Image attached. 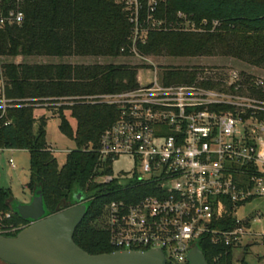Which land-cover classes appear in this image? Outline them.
Wrapping results in <instances>:
<instances>
[{
  "label": "built area",
  "instance_id": "1",
  "mask_svg": "<svg viewBox=\"0 0 264 264\" xmlns=\"http://www.w3.org/2000/svg\"><path fill=\"white\" fill-rule=\"evenodd\" d=\"M7 1L12 7L2 11L0 6V29L23 20L22 0ZM160 1L146 0L147 12ZM121 2L131 24L129 57L143 58L137 45L146 41L149 27L140 19L142 4ZM175 19L167 24L153 20L151 27L198 32L205 24L188 20L181 11H176ZM216 25L213 22L212 30ZM148 71L150 75L134 89L43 100L7 97L0 75V126L10 123L9 110L25 106L47 109L87 102L115 107L116 120L103 129L96 148H87L109 169L93 181L119 186L109 191L116 197L104 204L100 218L110 246L157 249L165 264H188V252L206 239L233 252L240 239L251 234L250 219L234 215L242 205L237 203L264 196V99L256 93L264 89V80L238 70L205 68L192 83H167L162 71L155 67ZM6 150L0 147V153ZM121 158L129 159L132 168L114 175L113 164ZM7 163L15 168L11 157ZM92 199L90 194L83 202ZM226 202L232 204L235 224L219 229L214 220ZM12 214L0 212V234L22 228L4 223ZM261 237L264 244V234Z\"/></svg>",
  "mask_w": 264,
  "mask_h": 264
},
{
  "label": "trees",
  "instance_id": "2",
  "mask_svg": "<svg viewBox=\"0 0 264 264\" xmlns=\"http://www.w3.org/2000/svg\"><path fill=\"white\" fill-rule=\"evenodd\" d=\"M139 1L140 19L149 27L146 41L137 45L140 56H224L264 66V0H163L151 13L147 12L146 0ZM0 6L6 11L12 2L1 0ZM20 9L22 22L0 29V56L115 59L131 55V24L121 0H22ZM176 11L197 24L205 21L202 30H164L163 26L152 29L153 20L164 24L175 22ZM213 22L217 25L212 30ZM141 67L112 62L88 65L8 62L0 65V75L5 80L7 97L43 100L134 89L139 85L137 75ZM199 71L202 69L198 67H168L162 70V75L167 83H192ZM256 93L264 99V89ZM47 109L59 118L60 132L75 143L62 164L46 142L47 119L44 115L37 116L33 106L9 110L10 123L0 126V147L29 152L30 181L26 188L31 196L42 198L45 215L74 205L78 194L82 197L93 194L94 199L86 202V214L73 240L89 254L114 251L100 218L104 204L116 197L109 191L119 186L93 181L96 175L109 169L101 165L94 150L87 148H96L101 132L116 120L118 111L110 105L87 102ZM8 210H12L11 193L0 187V212ZM4 223L23 227L29 220L13 213ZM234 224L232 204L226 202L214 226L225 229ZM199 246L208 264H232V248L212 244L209 239Z\"/></svg>",
  "mask_w": 264,
  "mask_h": 264
},
{
  "label": "rangeland",
  "instance_id": "3",
  "mask_svg": "<svg viewBox=\"0 0 264 264\" xmlns=\"http://www.w3.org/2000/svg\"><path fill=\"white\" fill-rule=\"evenodd\" d=\"M70 63V64H94V63H127L131 65L142 66L138 70V81L143 83L150 75L152 69L157 68L158 71L165 70L168 67H198L200 69H217L222 72L230 70H238L259 77L264 80V66L251 65L245 61L224 56L211 57H171L167 55H149L143 58L139 57H118L115 59L104 57H4L0 56V65L3 63ZM151 65V66H150ZM37 116L44 115L47 119L46 123V142L50 145L53 154L57 158L59 164L64 162L68 151L75 148V143L64 136L58 129L59 118L45 108L36 109ZM68 111L64 112L68 117ZM72 125L75 122L70 119ZM14 160L15 168H10L7 159ZM132 168V162L127 158H121L113 164L112 173L118 174L121 170L129 171ZM30 181V154L27 150L12 149L0 153V187L8 189L11 193L12 200L18 202H27L31 197V192L25 188ZM234 215L243 220L250 219L251 234L244 235L240 239L239 247L232 252V264H264V244L261 235L264 234V196L254 197L237 207ZM259 218L255 219L254 218ZM26 226V225H25ZM24 227V226H23ZM242 260L244 262H242ZM0 264H6L0 261Z\"/></svg>",
  "mask_w": 264,
  "mask_h": 264
},
{
  "label": "water",
  "instance_id": "4",
  "mask_svg": "<svg viewBox=\"0 0 264 264\" xmlns=\"http://www.w3.org/2000/svg\"><path fill=\"white\" fill-rule=\"evenodd\" d=\"M68 208L45 215L43 200L32 195L27 202L12 200V211L29 223L15 235L0 234V261L6 264H165L162 251L114 250L89 254L73 240L84 218L87 205L83 197ZM188 264H208L195 246L187 255Z\"/></svg>",
  "mask_w": 264,
  "mask_h": 264
}]
</instances>
